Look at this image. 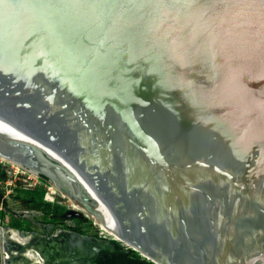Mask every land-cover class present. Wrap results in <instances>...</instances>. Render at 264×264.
<instances>
[{"label":"water","instance_id":"1","mask_svg":"<svg viewBox=\"0 0 264 264\" xmlns=\"http://www.w3.org/2000/svg\"><path fill=\"white\" fill-rule=\"evenodd\" d=\"M0 157L152 263L264 264V0H0Z\"/></svg>","mask_w":264,"mask_h":264},{"label":"rangeland","instance_id":"2","mask_svg":"<svg viewBox=\"0 0 264 264\" xmlns=\"http://www.w3.org/2000/svg\"><path fill=\"white\" fill-rule=\"evenodd\" d=\"M0 194V227L37 231L42 235L45 230L40 224L52 223L53 226L47 225L51 230L63 228L74 231L92 246L98 247L103 256L115 246L129 248L123 241L101 230L92 220L97 217L88 210L77 202V206H72L70 201L74 200L49 180L1 161ZM31 210H36L37 213ZM22 211L33 215L25 218L21 215ZM63 239L60 238L62 241Z\"/></svg>","mask_w":264,"mask_h":264},{"label":"bare ground","instance_id":"3","mask_svg":"<svg viewBox=\"0 0 264 264\" xmlns=\"http://www.w3.org/2000/svg\"><path fill=\"white\" fill-rule=\"evenodd\" d=\"M0 161L4 162L6 164H10L12 166H15L17 168H21L24 172L28 171L27 169L21 167L20 165L13 163L11 161H8L2 157H0ZM63 196L67 197L66 195H63ZM70 202H71L72 206H77L75 201L73 202L71 200ZM21 215L24 217H26V216L29 217L33 214H29V213L23 214L22 213ZM89 217L92 218V216H89ZM92 220L100 227L101 230L107 232L110 235H113L116 239H119L122 241V239L120 237L121 234H119L118 232L113 230L111 227H109L107 224H105L99 218H92ZM1 229L2 230L6 229L7 233L10 234L13 239L20 241L22 243H25L28 241L31 242L33 239L37 241L40 238L43 239L42 241L52 242L53 243L52 245H55V243H56L55 247H57V246L59 247V249H60L59 252H61V258L62 259H66V254L67 255L71 254V258L75 257V258H73L75 261L71 264H83V261L85 262V260H83V257H84L83 253H85V251L83 249L81 252L82 244L80 243L84 239H83V237H80L78 234H75L74 232H72L70 230L63 229V228H56L55 230L52 231V233H54L58 237L52 238V237H47L48 236L47 234L41 235L40 233L37 234V233H33V232H25L24 230H20V229L13 228L10 226L1 227ZM64 235H66V238L64 237ZM62 237L64 238L63 241L60 240V238H62ZM86 239H87V237H86ZM66 241H67V243H66ZM26 250L27 251L25 252V254L22 257L29 259L28 263H31V264H36V263H44L45 264L46 263L45 261H47V258L45 257V259H44L45 254H43L42 251H39V249L37 247H35L33 250L32 249L30 250V248H28ZM77 257H79V258H77ZM43 260H44V262H43ZM63 261H66V260H63ZM48 264H58V263L53 262V261H51V262L48 261Z\"/></svg>","mask_w":264,"mask_h":264},{"label":"trees","instance_id":"4","mask_svg":"<svg viewBox=\"0 0 264 264\" xmlns=\"http://www.w3.org/2000/svg\"><path fill=\"white\" fill-rule=\"evenodd\" d=\"M106 253L107 257L103 255L95 257L93 264H152L150 261L139 257V254L130 248L123 249L120 246H115Z\"/></svg>","mask_w":264,"mask_h":264},{"label":"flooded vegetation","instance_id":"5","mask_svg":"<svg viewBox=\"0 0 264 264\" xmlns=\"http://www.w3.org/2000/svg\"><path fill=\"white\" fill-rule=\"evenodd\" d=\"M41 177H43V176H41ZM43 178H45V177H43ZM0 198H1V194H0ZM31 211H35L36 213H37V211L36 210H31ZM24 211H22L21 212V214L23 213ZM25 213V212H24ZM27 217V216H26ZM25 217V218H26ZM28 218V217H27ZM52 225L53 226V224L52 223H41L40 225L41 226H43L44 227V230H45V228H46V226L47 225ZM47 230L49 231V233H52V231L53 230H51L50 229V227L49 226H47ZM26 232V231H25ZM27 232H29V231H27ZM30 232H33V233H39V232H37V231H30ZM43 234H45V231H44V233ZM43 237V236H42ZM65 241V240H64ZM87 241V240H86ZM35 242V241H34ZM88 242V241H87ZM66 243H67V241H66ZM55 245H56V243H55ZM71 245V244H70ZM98 248V247H97ZM58 250H60V249H58ZM84 251H85V253L86 252H88V250H86V248H84ZM101 250L98 248V250L97 251H92V250H89V252H93V254L92 255H90L88 258H87V260H88V262H89V264H93V260H94V258L95 257H97V256H102L103 254L100 252ZM50 252V253H49ZM49 252H47V261H49V262H51V261H53V262H57L58 264H63L64 262H63V260H66V259H62L61 258V252H59V253H52L50 250H49ZM51 255H53V256H51ZM57 257V258H56Z\"/></svg>","mask_w":264,"mask_h":264}]
</instances>
